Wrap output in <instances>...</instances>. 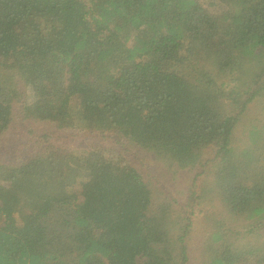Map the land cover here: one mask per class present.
Returning a JSON list of instances; mask_svg holds the SVG:
<instances>
[{"label": "trees", "instance_id": "obj_1", "mask_svg": "<svg viewBox=\"0 0 264 264\" xmlns=\"http://www.w3.org/2000/svg\"><path fill=\"white\" fill-rule=\"evenodd\" d=\"M259 100L264 0H0V139L29 124L0 159V264H264ZM69 118L186 188L57 146Z\"/></svg>", "mask_w": 264, "mask_h": 264}, {"label": "rangeland", "instance_id": "obj_2", "mask_svg": "<svg viewBox=\"0 0 264 264\" xmlns=\"http://www.w3.org/2000/svg\"><path fill=\"white\" fill-rule=\"evenodd\" d=\"M23 82L25 84H28V80L26 77L23 79ZM259 116L261 120H264L263 100L255 101L251 104L247 115V120L245 122L250 123V120H253L255 117ZM26 126L29 127L28 122H24L19 117L14 118V121L10 129L7 131V134L2 136L0 139V159L5 156L9 157L12 153H15L17 150H20L21 152L24 151V140L26 138H24V140H18L16 138V134L19 130L24 131V128ZM74 126L75 123L71 118L65 120L61 125H59L58 128L61 127L67 132L54 131V143L57 146L64 147L66 149L92 148L97 147L96 145L98 144L113 146L115 148H118L120 153L131 164L135 165L138 169H140L143 174H145L148 178L152 179L154 177H157L158 179H160L162 181L161 184H163V186L166 187V190H169L171 194H174V196H178V189L184 190L186 188L184 184L187 177V173L182 172L180 176L178 175V179H176L174 183L172 181H169V176L171 174H168L165 171L163 164L159 162V160L153 153L127 141L121 140L122 143H120L116 137V132H114L115 130L111 129L98 130L96 132H88L84 130L78 131L75 128L76 126ZM72 145L74 146L71 147ZM6 147H8V150ZM9 148L11 149V151L9 150ZM164 173L168 175H164ZM10 183L11 182L0 183V192L7 190L10 186ZM198 264L200 263L198 262Z\"/></svg>", "mask_w": 264, "mask_h": 264}]
</instances>
